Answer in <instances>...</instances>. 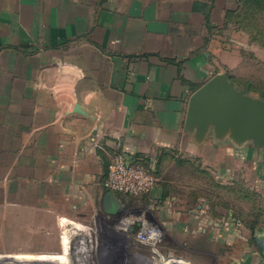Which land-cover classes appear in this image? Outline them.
Here are the masks:
<instances>
[{
	"label": "crops",
	"instance_id": "1",
	"mask_svg": "<svg viewBox=\"0 0 264 264\" xmlns=\"http://www.w3.org/2000/svg\"><path fill=\"white\" fill-rule=\"evenodd\" d=\"M236 6L237 0H0V264L47 260L39 252H52L65 226L99 221L102 211L116 215L125 194L110 190L106 179L118 152L157 168L200 158L230 183L242 175L264 188V148L213 132L198 142L186 126L189 99L207 80L222 72L237 85L227 69L241 68L242 56L223 46L228 11ZM160 183L155 198L167 192ZM171 204H159L163 223L182 227ZM197 217L185 229L245 244L236 218L223 224L207 211L205 220ZM237 254L227 264H264L261 248Z\"/></svg>",
	"mask_w": 264,
	"mask_h": 264
},
{
	"label": "rangeland",
	"instance_id": "2",
	"mask_svg": "<svg viewBox=\"0 0 264 264\" xmlns=\"http://www.w3.org/2000/svg\"><path fill=\"white\" fill-rule=\"evenodd\" d=\"M243 26L246 30L232 20L227 30L229 36L223 34V46L241 54L243 64L241 68L227 69V72L238 87H246L244 81L247 80L251 82L249 87H255L253 90L260 93L264 90V9L256 19L246 20ZM155 174V189L158 183H165L163 189L167 188V192L163 193L164 196L159 192L158 197L151 195L150 199L148 196L121 195L116 215L109 219L102 211L97 214L99 221L71 223L61 243L57 244L53 239L52 252H39L47 253L41 255L48 256L47 260L28 264H166L179 259L185 262L183 264H227L231 262L229 257H236L237 253L260 252L253 236L254 232L263 234L264 230H253L251 225L264 226V188L252 178L239 175L235 184L230 183L228 177H219L216 170L200 158L193 161L185 158L181 163L169 160L158 168L156 166ZM164 201L172 203L171 207L181 213V219L177 220L183 223L182 227H175L172 219L163 223V211L158 207ZM206 211L210 219L223 224L230 216L239 220L241 223L236 224L246 232L245 244L233 242L234 238L230 236L214 237L210 241L205 236L209 230L197 233L200 231L185 229L184 226L199 215L205 220ZM143 212H146L147 220L159 226L162 232L161 240L155 245L136 240V226L125 229L122 223L128 216H140Z\"/></svg>",
	"mask_w": 264,
	"mask_h": 264
},
{
	"label": "water",
	"instance_id": "3",
	"mask_svg": "<svg viewBox=\"0 0 264 264\" xmlns=\"http://www.w3.org/2000/svg\"><path fill=\"white\" fill-rule=\"evenodd\" d=\"M186 126L198 142L213 132L217 139L264 148V98L239 88L228 74L217 73L191 95ZM256 239L264 253V237Z\"/></svg>",
	"mask_w": 264,
	"mask_h": 264
},
{
	"label": "built area",
	"instance_id": "4",
	"mask_svg": "<svg viewBox=\"0 0 264 264\" xmlns=\"http://www.w3.org/2000/svg\"><path fill=\"white\" fill-rule=\"evenodd\" d=\"M156 184L153 163L127 151L118 152L112 157L106 179V186L110 190L134 197H150ZM122 223L125 229L136 226V240L142 243L155 245L162 238L159 226L147 220L146 212L140 216H128Z\"/></svg>",
	"mask_w": 264,
	"mask_h": 264
},
{
	"label": "trees",
	"instance_id": "5",
	"mask_svg": "<svg viewBox=\"0 0 264 264\" xmlns=\"http://www.w3.org/2000/svg\"><path fill=\"white\" fill-rule=\"evenodd\" d=\"M264 5V0H238L237 6L234 9L228 11L227 20L230 22L234 20V24H240V27L243 30H246L243 26V23L247 20L256 19L262 12ZM237 20V21H236ZM256 35V34H255ZM257 35H260V31L257 32ZM251 84H249L250 86ZM254 91L252 87H250ZM255 92V91H254ZM261 96H264V90L259 93ZM251 228L256 230V224H252Z\"/></svg>",
	"mask_w": 264,
	"mask_h": 264
},
{
	"label": "bare ground",
	"instance_id": "6",
	"mask_svg": "<svg viewBox=\"0 0 264 264\" xmlns=\"http://www.w3.org/2000/svg\"><path fill=\"white\" fill-rule=\"evenodd\" d=\"M66 221V220H65ZM68 221V220H67ZM70 224V223H69ZM68 226V225H67ZM63 228V227H62ZM71 228V227H70ZM74 229V228H73ZM85 229V228H84ZM68 232H69V229H68V227H66L65 226V229H64V233L65 234H68ZM166 262V261H165ZM183 260L182 259H179V260H177V261H170V262H168V263H166V264H183ZM87 263V262H86ZM185 263V262H184ZM187 264H189L188 262H186Z\"/></svg>",
	"mask_w": 264,
	"mask_h": 264
}]
</instances>
